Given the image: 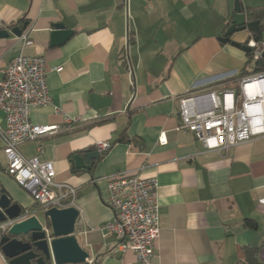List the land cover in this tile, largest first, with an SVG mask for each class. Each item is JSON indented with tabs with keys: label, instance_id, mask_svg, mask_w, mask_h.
Returning <instances> with one entry per match:
<instances>
[{
	"label": "crops",
	"instance_id": "1",
	"mask_svg": "<svg viewBox=\"0 0 264 264\" xmlns=\"http://www.w3.org/2000/svg\"><path fill=\"white\" fill-rule=\"evenodd\" d=\"M235 2L244 11L264 8V0H0V30L17 27L32 42L22 48L19 37L0 38V80L19 53L43 57L51 106L34 109L31 123L62 128L53 107L80 119L18 149L25 158L51 161L55 181L77 188L76 237L90 263L138 264L99 230L112 218L108 178L135 174L157 182L159 238L151 264H246L244 249H256L264 264V137L205 151L180 129L181 98L234 89L246 65L244 52L218 41ZM22 19L25 28L15 25ZM55 24L72 35L51 47ZM250 38L244 31L230 39ZM122 135L130 142H120ZM101 142L110 150L100 152L91 171L77 169L74 157L98 151ZM2 149L0 140V185L28 211L34 202L6 174ZM245 219L256 229L245 228ZM0 264H9L1 250Z\"/></svg>",
	"mask_w": 264,
	"mask_h": 264
},
{
	"label": "built area",
	"instance_id": "2",
	"mask_svg": "<svg viewBox=\"0 0 264 264\" xmlns=\"http://www.w3.org/2000/svg\"><path fill=\"white\" fill-rule=\"evenodd\" d=\"M18 39L22 48L32 44L26 33ZM245 44L251 48L253 62L262 58L264 41L250 38ZM54 70L59 72L61 67ZM46 74L43 57L21 52L12 59L0 80V112L3 115L0 140L6 159L5 172L29 194L40 212L76 207L77 199L76 187L55 181L51 161H43L39 156L25 158L18 149L26 141L69 130L71 125L80 121L53 107L55 114L63 116L62 128L31 123L30 114L34 109L51 106ZM253 83L258 84L259 92L249 96L246 88ZM262 102L264 72L241 78L238 89L215 87L190 93L179 100L180 129L191 133L205 151L227 152L232 147L264 137ZM165 143L162 134L159 144ZM96 148L99 152H107L111 145L101 142ZM37 150L40 151V147ZM107 191L112 218L99 230L115 238L120 253L132 251L138 264H151L159 238L155 178L135 174L112 175L108 178ZM12 223H1L0 235Z\"/></svg>",
	"mask_w": 264,
	"mask_h": 264
},
{
	"label": "water",
	"instance_id": "3",
	"mask_svg": "<svg viewBox=\"0 0 264 264\" xmlns=\"http://www.w3.org/2000/svg\"><path fill=\"white\" fill-rule=\"evenodd\" d=\"M26 26L27 24L24 28ZM53 28L50 33L51 47L61 46L72 35V31L65 29L61 24H55ZM244 31H249L252 37L259 35V22H248L243 7L239 2H235L230 26L218 41L223 44L230 43L245 54H250L249 46L230 39L234 33ZM10 34L20 37L22 31L17 27L11 28L9 32L7 29L0 30V38L8 37ZM261 57L264 58V52ZM99 158V151H87L83 156L74 157V166L77 169L91 171L94 162ZM37 213H41L42 221L38 215L23 218V209L12 202L10 195L0 185V224L13 222L0 235V250L9 264H92L89 262V253L80 246L76 237V227L80 218L76 207L51 208ZM45 220L49 221V228ZM26 237L28 241L23 240Z\"/></svg>",
	"mask_w": 264,
	"mask_h": 264
},
{
	"label": "trees",
	"instance_id": "4",
	"mask_svg": "<svg viewBox=\"0 0 264 264\" xmlns=\"http://www.w3.org/2000/svg\"><path fill=\"white\" fill-rule=\"evenodd\" d=\"M244 12L246 14L248 22L249 21L259 22L260 34L255 36L254 38H255V41H257V42H263L264 41V39H263V34H264V8H259V9L258 8H249ZM18 24L25 25L26 21L24 19H22L21 21H19L15 25H18ZM246 58H247L246 65L240 71V73L237 77L238 81L241 78L264 72V58H260L257 61L253 62L252 61V53L246 54ZM234 89H238V83H237V85H235ZM120 142L129 143L130 140L128 139L127 136L122 135L120 138ZM39 209H40L39 206L34 203L33 207H31V209H29L28 211L23 210V216H30L34 212H38ZM45 224L49 228L50 224H49L48 220H45ZM243 226L245 228H249L252 230H255L257 227L256 223L250 219H245L243 222ZM256 254H257L256 249H244L243 250L244 262L246 264H258L257 260H256ZM92 264H97V261H93Z\"/></svg>",
	"mask_w": 264,
	"mask_h": 264
},
{
	"label": "bare ground",
	"instance_id": "5",
	"mask_svg": "<svg viewBox=\"0 0 264 264\" xmlns=\"http://www.w3.org/2000/svg\"><path fill=\"white\" fill-rule=\"evenodd\" d=\"M246 90H247L248 95L252 96V95L259 92V86L257 83L249 84L247 86ZM260 107H261L262 111L264 112V102L261 103Z\"/></svg>",
	"mask_w": 264,
	"mask_h": 264
},
{
	"label": "flooded vegetation",
	"instance_id": "6",
	"mask_svg": "<svg viewBox=\"0 0 264 264\" xmlns=\"http://www.w3.org/2000/svg\"><path fill=\"white\" fill-rule=\"evenodd\" d=\"M23 240L28 241V238L26 237V238H24Z\"/></svg>",
	"mask_w": 264,
	"mask_h": 264
},
{
	"label": "rangeland",
	"instance_id": "7",
	"mask_svg": "<svg viewBox=\"0 0 264 264\" xmlns=\"http://www.w3.org/2000/svg\"><path fill=\"white\" fill-rule=\"evenodd\" d=\"M38 215L40 216V218H41V213H38ZM41 221H42V219H41Z\"/></svg>",
	"mask_w": 264,
	"mask_h": 264
}]
</instances>
